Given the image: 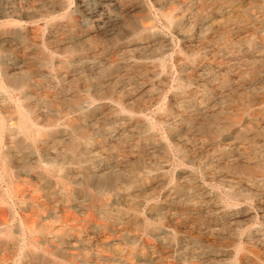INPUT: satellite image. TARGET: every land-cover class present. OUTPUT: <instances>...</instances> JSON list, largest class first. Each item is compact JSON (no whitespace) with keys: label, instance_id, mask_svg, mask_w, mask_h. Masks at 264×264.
Segmentation results:
<instances>
[{"label":"rangeland","instance_id":"374dc122","mask_svg":"<svg viewBox=\"0 0 264 264\" xmlns=\"http://www.w3.org/2000/svg\"><path fill=\"white\" fill-rule=\"evenodd\" d=\"M211 1L0 0V119L14 132L0 131V264H264V88L251 74L258 67L264 76V47L246 45L264 24L242 26L245 12L263 16L264 0ZM242 90L255 97L242 102ZM23 113L33 139L19 130ZM193 115L213 120L211 134ZM87 170L122 177L94 186L81 178ZM126 187L134 201L115 199L111 214H125L111 223L96 204Z\"/></svg>","mask_w":264,"mask_h":264},{"label":"bare ground","instance_id":"6f19581e","mask_svg":"<svg viewBox=\"0 0 264 264\" xmlns=\"http://www.w3.org/2000/svg\"><path fill=\"white\" fill-rule=\"evenodd\" d=\"M210 1V0H209ZM213 1V0H212ZM211 1V2H212ZM256 2H257V0H256ZM214 3V2H213ZM226 3V2H225ZM236 3V2H235ZM258 3V2H257ZM208 4V3H207ZM215 4V3H214ZM234 4V3H233ZM232 4V5H233ZM252 4H253V2H252ZM213 4H211V6H212ZM225 5V4H224ZM223 5V6H224ZM229 5L231 6V3H229ZM250 5H251V3H250ZM210 6V5H209ZM217 6V5H216ZM247 6V5H246ZM218 7V6H217ZM234 7V6H233ZM232 7V8H233ZM261 7V6H260ZM207 8V7H206ZM213 8V7H212ZM219 8V7H218ZM217 8V9H218ZM224 8V7H223ZM239 8V10H242L241 8H240V6L238 7ZM244 8V7H243ZM220 9V8H219ZM222 9V8H221ZM251 9H253L252 8V6H251ZM204 9H202L201 11H203ZM244 10V9H243ZM258 10V9H257ZM263 10H264V8H263ZM229 11V10H228ZM238 11V10H237ZM252 11V10H251ZM254 11V10H253ZM261 11V10H260ZM200 12V11H199ZM225 12V11H224ZM236 11H234V13H235ZM241 12V11H240ZM148 13V12H147ZM227 13V12H226ZM237 13V12H236ZM242 13V12H241ZM244 13V12H243ZM260 13V12H259ZM258 13V15H260ZM195 14H197V13H195ZM253 14V13H252ZM256 14V13H255ZM254 14V15H255ZM236 15V14H235ZM257 15V14H256ZM262 15V14H261ZM194 16V15H193ZM198 16V15H197ZM180 17V16H179ZM202 17V16H201ZM204 17V16H203ZM206 17V16H205ZM235 17V16H234ZM175 18V17H174ZM181 18V17H180ZM200 18V17H199ZM207 18V17H206ZM209 18V17H208ZM177 19V18H176ZM198 19V18H197ZM196 19V20H197ZM203 19V18H202ZM201 19V20H202ZM235 19V18H234ZM238 20H240L239 18H237ZM237 19H235V21L237 20ZM178 20V19H177ZM176 20V21H177ZM184 20V19H183ZM208 20V19H207ZM210 20V19H209ZM242 20L244 21L243 22V24H242V26L244 25V27H257V25L258 24H264V12H263V16H259V17H251L250 16V14L248 13V12H245L243 15H242ZM181 21V20H180ZM212 21V20H211ZM241 22V21H240ZM208 23V22H207ZM207 23H206V25H207ZM211 23H213V22H211ZM222 22H220V24H221ZM236 23H238L237 21H236ZM182 24V23H181ZM180 24V25H181ZM179 25V24H178ZM184 25V24H183ZM236 25V24H235ZM238 25V24H237ZM135 26V25H134ZM137 26V25H136ZM182 26V25H181ZM217 26V25H216ZM230 26V25H229ZM241 26V25H240ZM262 26H264V25H262ZM179 27V26H178ZM183 27V26H182ZM185 27H187L186 25H184V28ZM210 27V26H209ZM228 27V26H227ZM244 27H242V28H244ZM181 28V27H180ZM212 28H214V27H212ZM211 28V29H212ZM218 28V27H217ZM219 28H221V26L219 27ZM223 28V27H222ZM236 28V27H235ZM237 28H239V27H237ZM261 28V27H260ZM133 29V28H132ZM205 29V28H204ZM231 29V28H230ZM245 29V28H244ZM14 30V29H13ZM182 30V29H181ZM186 30V29H185ZM184 30V31H185ZM221 30V29H220ZM224 30H226V29H224ZM243 30V29H242ZM250 30V29H249ZM252 30V29H251ZM188 31V30H187ZM186 31V32H187ZM229 31V30H228ZM245 30H243V32H244ZM262 31V30H261ZM218 32V31H217ZM254 32V31H253ZM189 33H191V31H189ZM188 33V34H189ZM221 33H222V31H221ZM230 33V32H229ZM238 33H239V30H238ZM246 33V32H245ZM250 33H251V31H250ZM263 33H264V31H263ZM262 33V34H263ZM218 34V33H217ZM249 34V33H248ZM257 34V33H256ZM242 35V34H241ZM250 35H252V34H250ZM254 35V34H253ZM252 35V36H253ZM251 37V36H250ZM254 37V36H253ZM257 37V36H256ZM216 38V37H215ZM255 38V37H254ZM210 40V39H209ZM240 40V39H239ZM231 41H233V40H231ZM211 42V41H210ZM234 42V41H233ZM238 42H241V41H238ZM246 42H247V44L246 45H248V47H252L251 48V50H253V49H258V47H264L263 46V44H264V34L263 35H260L259 36V38L256 40V39H252V37L251 38H248L247 40H246ZM232 43V42H231ZM230 43V44H231ZM213 44V43H212ZM215 44V43H214ZM239 44V43H238ZM241 44H243V43H241ZM207 45V44H206ZM209 45V44H208ZM207 45V46H208ZM234 45H235V43H234ZM240 45V44H239ZM239 45H238V47H239ZM209 46H211V43H210V45ZM216 46V45H215ZM224 46H226V45H224ZM233 46V45H232ZM236 46V45H235ZM234 46V47H235ZM213 47V46H212ZM211 47V48H212ZM217 47V46H216ZM231 47V46H230ZM243 47V46H242ZM218 48H219V46H218ZM236 48V47H235ZM234 48V49H235ZM240 48V47H239ZM239 48H237V49H239ZM246 48V47H245ZM244 48V49H245ZM213 49V48H212ZM231 49V48H230ZM242 49V48H241ZM249 49V48H248ZM214 50H215V48H214ZM250 50V49H249ZM216 51V50H215ZM241 51V50H240ZM262 51V50H261ZM260 51V52H261ZM236 52V51H235ZM247 52H248V50H247ZM251 52V51H250ZM238 53V52H237ZM241 53H243L242 51H241ZM214 54V53H213ZM217 54V53H216ZM231 54V53H230ZM232 55H233V53H232ZM231 55V56H232ZM244 55H246V52H245V54ZM249 55V54H248ZM258 55V54H257ZM247 56V55H246ZM262 56V55H261ZM217 57V56H216ZM230 57V56H229ZM245 57V56H244ZM232 58V57H231ZM233 58H235V57H233ZM238 58V57H237ZM253 58V57H252ZM245 59V58H244ZM196 60V59H195ZM216 60H218V59H216ZM233 60H236V59H233ZM257 60V59H256ZM260 60H262V59H260ZM264 60V59H263ZM207 61V60H206ZM205 61V62H206ZM213 61V60H212ZM215 61V60H214ZM193 62V61H192ZM219 62V61H218ZM200 63H201V61H200ZM199 63V64H200ZM206 63H208V62H206ZM216 63V62H215ZM261 63V62H260ZM202 64V63H201ZM219 64V63H218ZM222 64V63H221ZM240 64V63H239ZM143 65V64H142ZM214 65V64H213ZM231 65V64H230ZM263 65V64H262ZM137 66V65H136ZM207 66V65H206ZM215 66H217V64L215 65ZM147 67V66H146ZM209 67V66H208ZM225 67V66H224ZM263 67L264 66H262V70H263ZM134 68H136V67H134ZM140 68V67H139ZM211 68H214V67H211ZM218 68V67H217ZM226 68V67H225ZM138 69V68H137ZM144 69V68H143ZM229 69V68H228ZM210 70V69H209ZM214 70H215V68H214ZM242 70V69H241ZM139 70H137L136 72H138ZM144 71V70H143ZM146 71V70H145ZM243 71H244V69H243ZM3 72V71H2ZM204 72H206V71H204ZM264 72V71H263ZM263 72H262V74H263ZM144 73V72H143ZM148 73H149V71H148ZM217 73H218V71H217ZM216 73V74H217ZM260 73V69L257 67H254L253 69H252V76L253 77H255L256 76V79H259V81L261 80L262 82H263V85H262V87L264 88V76H261V74H259ZM5 74V73H4ZM8 74L9 73H7V75L6 76H8ZM238 74V73H237ZM249 74V73H248ZM14 75V74H13ZM220 75V74H219ZM3 76V75H2ZM103 76V75H102ZM208 76V75H207ZM212 76H214V75H212ZM249 76V75H248ZM251 76V75H250ZM9 77H10V75H9ZM8 77V78H9ZM189 77V76H188ZM221 77V76H220ZM230 77V76H229ZM235 77V76H234ZM245 77V76H244ZM249 78V80L252 82L255 78ZM8 78L6 77V79L8 80ZM102 78V77H101ZM191 78V77H190ZM189 78V79H190ZM194 78V77H193ZM192 78V79H193ZM213 78V77H212ZM217 78V77H216ZM219 78V77H218ZM223 78H225V77H223ZM222 78V79H223ZM231 78V77H230ZM229 78V79H230ZM233 78V77H232ZM5 79V80H6ZM99 79V78H98ZM105 79V78H104ZM186 79V78H185ZM191 79V80H192ZM244 79V78H243ZM6 80V81H7ZM26 80V79H25ZM188 80V79H187ZM200 80V79H199ZM213 80H214V78H213ZM218 80V79H217ZM221 80V79H220ZM224 80V79H223ZM222 80V81H223ZM98 81V80H97ZM201 81V80H200ZM212 81V80H211ZM211 81H208V82H211ZM236 80H234V82H235ZM243 81V80H242ZM241 81V82H242ZM96 82V81H95ZM214 82V81H213ZM221 82V81H220ZM255 82V81H254ZM97 83V82H96ZM104 83V82H103ZM203 83V82H202ZM245 83H247V82H245ZM258 83V82H257ZM16 84H17V82H16ZM99 84H100V82H99ZM102 84V83H101ZM201 84V83H200ZM204 84V83H203ZM202 84V85H203ZM206 84V83H205ZM204 84V85H205ZM223 84V83H222ZM251 84V83H250ZM178 85V84H177ZM232 85V84H231ZM238 85V84H237ZM0 86H1V83H0ZM212 87H214L213 85H211ZM242 86V85H241ZM231 87V86H230ZM229 87V88H230ZM20 88V87H19ZM205 88V87H204ZM235 88V87H234ZM233 88V89H234ZM259 88V87H258ZM227 89V88H226ZM261 89V88H260ZM183 90V89H182ZM181 90V91H182ZM213 90V89H212ZM211 90V91H212ZM236 90V89H235ZM26 91V90H25ZM177 91V90H176ZM220 91V90H219ZM227 91H228V89H227ZM260 91V90H259ZM100 92V91H99ZM208 92V91H207ZM210 92V91H209ZM214 92V91H213ZM213 92H211V93H213ZM218 92V91H217ZM223 92V91H222ZM203 93V92H202ZM224 93V92H223ZM222 93V94H223ZM207 94V93H206ZM215 94V93H214ZM3 95H5V94H3ZM178 95V94H177ZM184 95H186V94H184ZM216 95V94H215ZM183 96V95H182ZM188 96V95H187ZM200 96H201V93H200ZM204 96H206V95H204ZM253 96L255 97V95L253 94V92L252 91H249V90H242V91H240V92H238L237 94H236V97L238 98V99H240L242 102H244V101H250L251 99H253ZM4 97V96H3ZM189 97V96H188ZM193 97V96H192ZM214 97V96H213ZM217 97H219V96H217ZM221 97V96H220ZM219 97V98H220ZM196 98V97H195ZM205 98V97H204ZM219 98H217V99H219ZM222 98V97H221ZM9 99V98H8ZM185 99H187V98H185ZM184 99V100H185ZM193 99V98H192ZM200 99V98H199ZM211 99V98H210ZM80 100V99H79ZM86 100V99H85ZM190 100V99H189ZM208 100V99H207ZM259 100H261V99H259ZM82 101H83V99H82ZM192 101H194V100H192ZM200 101V100H199ZM262 101V100H261ZM76 102V101H75ZM181 102V101H180ZM184 102V101H183ZM84 103V102H83ZM190 103V102H189ZM196 103V102H195ZM77 104H79V103H77ZM110 104V103H109ZM182 104V103H181ZM187 104H188V102H187ZM199 104V103H198ZM215 104V103H214ZM223 104V103H222ZM226 104V103H225ZM80 105V104H79ZM100 105V104H99ZM103 105H105V104H103ZM111 105V104H110ZM209 105V104H208ZM208 105H206V106H208ZM217 105H219V104H217ZM221 105V104H220ZM18 106V105H17ZM82 106V105H81ZM184 106V105H183ZM189 106V105H188ZM192 106V105H191ZM214 106V105H213ZM185 107V106H184ZM190 107V106H189ZM189 107H187V108H189ZM193 107V106H192ZM224 106H222V108H223ZM226 107V106H225ZM224 107V108H225ZM208 108V107H207ZM212 108V107H211ZM95 109V108H94ZM181 109V108H180ZM190 109V108H189ZM196 109V108H195ZM205 109V108H204ZM210 109V108H209ZM220 109V108H219ZM218 109V110H219ZM227 109V108H226ZM84 110V109H83ZM186 110V109H185ZM263 110V109H262ZM18 111H20V110H18ZM22 111V110H21ZM79 111V110H78ZM114 111V110H113ZM182 111H183V109H182ZM181 111V112H182ZM187 111V110H186ZM190 111V110H189ZM211 111V110H210ZM23 112V111H22ZM22 112H20V113H22ZM80 112V111H79ZM78 112V113H79ZM83 112V111H82ZM81 112V113H82ZM197 112H198V110H197ZM202 112H203V110H202ZM215 112V111H214ZM216 112H217V110H216ZM90 113V112H89ZM205 113V112H204ZM209 113V112H208ZM211 113V112H210ZM203 114V113H202ZM77 115H80V114H77ZM82 115V114H81ZM182 115V114H181ZM185 115V114H184ZM183 115V116H184ZM201 115V114H200ZM191 116V115H190ZM197 116V115H196ZM203 116V115H202ZM76 117V116H75ZM80 117V116H79ZM87 117V116H86ZM194 119H192V118H189L193 123H198V124H200L199 125V129H201L203 132H205V133H209V134H211V132H212V122H213V120H205V116L203 117V120H205V121H203L202 122V119H201V117H199V118H197L196 120H195V117H194V115L192 116ZM28 118H29V116H28ZM69 118H71V117H69ZM139 118V117H138ZM179 118V117H178ZM186 118V117H185ZM218 118V117H217ZM72 119V118H71ZM82 119V118H81ZM183 119H184V117H183ZM198 119H201V120H198ZM219 119V118H218ZM217 119V120H218ZM223 119V118H222ZM75 120H76V118H75ZM143 120V119H142ZM81 121V120H80ZM220 121V120H219ZM223 121V120H222ZM221 121V122H222ZM230 121V120H229ZM78 122V121H77ZM177 122V121H176ZM220 122V123H221ZM177 123H179V122H177ZM217 123V122H216ZM222 123H225V122H222ZM83 124V123H82ZM142 124V123H141ZM183 124V123H182ZM249 124V123H248ZM8 125V124H7ZM73 125H75V124H73ZM80 125V124H79ZM174 125V124H173ZM177 126H178V124H176ZM188 125V124H187ZM192 125V124H191ZM218 125V124H217ZM216 125V126H217ZM232 125H234V124H232ZM19 126V130H21V131H23L24 132V134L28 137V138H34V136H33V133L31 132V126L28 124V120H27V118H25V114L23 113V115H22V120H21V123H20V125H18ZM81 126H84V124L83 125H81ZM175 126V125H174ZM173 126V127H174ZM177 126H176V128H177ZM184 126H186V125H184ZM251 126V125H250ZM253 126V125H252ZM251 126V127H252ZM142 127V126H141ZM189 127H190V125L188 126V129L187 130H189ZM192 127V126H191ZM190 127V128H191ZM219 127V126H218ZM242 127V126H241ZM257 127H259V126H257ZM263 127V126H262ZM11 128V127H10ZM10 128H8V127H5V124H4V122H2L1 121V119H0V131H4V130H8L9 132L11 131L10 130ZM187 128V127H186ZM36 129V128H35ZM171 130H172V128H170ZM175 129V128H174ZM233 129H235V128H233ZM245 129V128H244ZM255 129V128H254ZM59 130V129H58ZM176 130V129H175ZM197 130V129H196ZM240 130V129H239ZM238 130V131H239ZM251 130V129H250ZM53 131H55V130H53ZM64 131H66V129L64 130ZM186 131V130H185ZM232 131V130H231ZM18 132V131H17ZM17 132H15V133H17ZM61 132V131H60ZM63 132V131H62ZM61 132V133H62ZM188 132V131H187ZM193 132H194V130H193ZM8 133V132H7ZM11 134H13L12 132H10ZM36 134H37V132H35ZM56 133V132H55ZM65 133V132H64ZM234 133V132H233ZM248 133V132H247ZM251 133H253V130H252V132ZM18 134V133H17ZM41 134V133H40ZM39 134V135H40ZM80 137H85V138H87L88 136L86 135V133L84 132V131H79L78 133H77ZM180 134V133H179ZM179 134H178V136H179ZM182 134V133H181ZM180 134V135H181ZM215 134V133H214ZM250 134V133H249ZM44 135V134H43ZM43 135H42V137H43ZM53 135V134H52ZM149 135V134H148ZM151 135V134H150ZM171 135H173L172 133H171ZM175 135H176V133H175ZM225 135V134H224ZM256 135V134H255ZM13 136V135H12ZM63 136H64V134H63ZM62 136V137H63ZM94 136V135H93ZM178 136L176 137V138H178ZM228 136H230V134L228 135ZM228 136H226V137H228ZM239 136L243 139H245V138H247V134L245 133V130H243V131H239ZM6 137H8V136H6ZM9 137H11V136H9ZM14 137H15V135H14ZM13 137V138H14ZM55 137V136H54ZM153 137H154V135H153ZM197 137V136H196ZM200 137V136H199ZM231 137V136H230ZM5 138V137H4ZM12 138V139H13ZM66 138V137H65ZM92 138V137H91ZM104 138V137H103ZM107 138V137H106ZM105 138V139H106ZM201 138V137H200ZM204 138V137H203ZM202 138V139H203ZM214 139H215V137H213ZM224 138V137H223ZM229 138V137H228ZM237 138V137H236ZM259 138V137H258ZM61 139V138H60ZM88 140H89V138H87ZM95 139V138H94ZM93 139V140H94ZM97 139V138H96ZM221 139V138H220ZM234 139V138H233ZM225 140V139H224ZM90 141V140H89ZM95 141V140H94ZM97 141V140H96ZM95 141V142H96ZM236 141V140H235ZM234 141V142H235ZM242 141H244V140H242ZM9 142V141H8ZM100 142V141H99ZM98 142V143H99ZM141 142V141H140ZM150 142H151V140H150ZM157 142V141H156ZM156 142H155V144H156ZM204 142V141H203ZM205 142H206V140H205ZM211 142H213V141H211ZM230 142V141H229ZM237 142V141H236ZM10 143V142H9ZM13 143V142H12ZM11 143V146L14 144H12ZM143 143V142H142ZM159 143V142H158ZM157 143V144H158ZM240 143V142H239ZM238 143V145H240ZM244 144H245V142H243ZM3 144V143H2ZM76 144H77V142H76ZM87 144V143H86ZM85 144V145H86ZM95 144V143H94ZM100 144V143H99ZM150 144V143H149ZM203 144V143H202ZM210 144V143H209ZM227 144V143H226ZM232 144V143H231ZM247 144V143H246ZM245 144V145H246ZM1 145V144H0ZM16 145V144H15ZM19 145V144H18ZM59 145V144H58ZM57 145V146H58ZM102 145V144H101ZM100 145V146H101ZM171 145V144H170ZM62 146V145H61ZM60 146V147H61ZM74 146H75V144H74ZM142 146V145H141ZM205 146V145H204ZM203 146V147H204ZM220 146H221V144H220ZM241 146V145H240ZM243 146V145H242ZM9 148H10V145L8 146ZM91 147V146H90ZM137 147V146H136ZM223 147V146H222ZM8 148V149H9ZM19 148H20V146H19ZM54 148V147H53ZM56 148V147H55ZM73 148V147H72ZM172 148V147H171ZM243 148H245V147H243ZM242 148V149H243ZM248 151L250 152L249 154H253V155H256V154H258V149H257V145H256V142L253 140V139H251L250 141H248ZM258 148H259V145H258ZM23 149V148H22ZM80 149V148H79ZM94 149V148H93ZM204 149V148H203ZM233 149V148H232ZM231 149V150H232ZM240 149V148H239ZM238 149V150H239ZM61 150V149H60ZM69 150H70V148H69ZM120 150V149H119ZM122 150V149H121ZM234 150V149H233ZM62 151V150H61ZM71 151H72V149H71ZM74 151V150H73ZM92 151V150H91ZM136 151V150H135ZM192 151V150H191ZM218 151V150H217ZM223 151V150H222ZM221 151V152H222ZM224 151H227V150H224ZM230 151V150H229ZM237 150H235V152H236ZM244 151V150H243ZM22 152H24V151H22ZM29 152V150L27 151V153ZM63 152H64V149H63ZM75 152V151H74ZM116 152V151H115ZM123 152H125V151H123ZM128 152V151H127ZM132 152V151H131ZM215 152V151H214ZM232 152V151H231ZM235 152H233V153H235ZM11 153V152H10ZM92 153H93V151H92ZM110 153V152H109ZM117 153V152H116ZM119 153V152H118ZM128 153H130V152H128ZM192 153V152H191ZM219 153V152H218ZM228 153V152H227ZM61 154H63V153H61ZM108 154V153H107ZM114 154V153H113ZM139 154V153H138ZM197 154V153H196ZM238 154V153H237ZM72 155H73V153H72ZM77 155V154H76ZM75 155V156H76ZM117 155V154H116ZM119 155V154H118ZM127 155V154H126ZM137 155V154H136ZM189 155V154H188ZM226 155V154H225ZM231 155H232V153H231ZM10 156H12V155H10ZM59 156V155H58ZM70 156V155H69ZM107 156H109V154L107 155ZM106 156V157H107ZM123 156V155H122ZM124 156H125V154H124ZM124 156H123V158H124ZM131 156V155H130ZM211 156V155H210ZM138 157V156H137ZM226 157V156H225ZM62 158V157H61ZM111 158H114V157H112V155H111ZM118 158V157H117ZM126 158V157H125ZM211 158V157H210ZM219 158V157H218ZM228 158V157H227ZM60 159V158H59ZM63 159V158H62ZM78 159V158H77ZM98 159V158H97ZM106 159V158H105ZM107 159H108V157H107ZM110 159V158H109ZM119 159V158H118ZM211 159H215V158H211ZM222 159V158H221ZM229 159V158H228ZM231 159V158H230ZM233 159V158H232ZM249 159V158H248ZM258 159V158H257ZM259 159H261V158H259ZM3 160V159H2ZM53 160V159H52ZM54 160H55V158H54ZM53 160V161H54ZM68 160H70V159H68ZM99 160H101V159H99ZM98 160V161H99ZM103 160V159H102ZM114 160V159H113ZM242 160V159H241ZM252 160H253V158H252ZM4 161V160H3ZM105 161V160H104ZM109 161V160H108ZM112 161V160H111ZM120 161V160H119ZM123 161V160H122ZM121 161V162H122ZM127 161H128V158H127ZM214 161V160H213ZM224 161V160H223ZM229 161V160H228ZM231 161V160H230ZM243 161V160H242ZM249 160H247V162H248ZM251 161V160H250ZM249 161V162H250ZM259 161H261V160H259ZM27 162V161H26ZM31 162V161H30ZM94 162V161H93ZM93 162H91L90 163V166H92L91 164H93ZM113 162V161H112ZM220 162H222V161H220ZM241 162V161H240ZM32 163V162H31ZM97 163H99V162H97ZM131 163V162H130ZM132 166H133V168H136L137 166H138V164H139V158H137L136 159V161H132ZM219 163V162H218ZM33 164V163H32ZM114 164V163H113ZM233 164V163H232ZM231 164V165H232ZM101 165V164H100ZM104 165V164H103ZM107 165V164H106ZM118 165H120V164H118ZM36 166H37V164H36ZM113 166H115V165H113ZM206 166V165H205ZM258 166L259 167H261L262 169H264V160L263 161H261V162H258ZM5 167V166H4ZM26 167V166H25ZM87 166H85V168H86ZM100 167V166H99ZM107 167V166H106ZM105 167V168H106ZM116 167H117V165H116ZM131 167V166H130ZM204 167V166H203ZM3 168V167H2ZM6 168V167H5ZM9 168V167H8ZM126 168H128V167H126ZM199 168V167H198ZM56 169V168H55ZM61 169V168H60ZM68 169V168H67ZM74 169H76V168H74ZM77 169H79L80 170V168H77ZM83 169V168H82ZM88 169H89V167H88ZM91 169V168H90ZM108 169H109V167H108ZM6 170V169H5ZM44 170V169H43ZM62 170V169H61ZM92 170V169H91ZM104 170V169H103ZM114 170V169H113ZM124 170V169H123ZM133 170V169H132ZM48 171V170H47ZM56 171V170H55ZM77 171V170H76ZM94 171V170H93ZM98 171V170H97ZM57 172V171H56ZM59 172V171H58ZM63 172V171H62ZM96 172V171H95ZM93 173V172H91V171H88L87 170V172H85L84 171V173L82 174V179H83V182L84 183H86V184H93V183H95V184H97L98 186H103V185H110V186H112V187H116L117 186V181L122 177V175L120 174V173H118V172H112V170L109 172V173H100V174H96V173ZM132 172V171H131ZM37 173V172H36ZM59 173H61V172H59ZM136 173V172H135ZM186 173V172H185ZM9 174H11L10 172H9ZM81 174V173H80ZM125 174V173H124ZM192 174V173H191ZM233 174V173H232ZM38 175L40 176L41 174H39L38 173ZM128 175V174H127ZM162 175V174H161ZM193 175V174H192ZM191 175V176H192ZM195 175V174H194ZM234 175V174H233ZM156 176V175H155ZM241 176V175H240ZM249 177H250V175H248ZM248 176H246V178L248 177ZM3 177V176H2ZM187 177H189V176H187ZM237 177H238V175H237ZM243 177V176H242ZM242 177H241V179H242ZM252 177V176H251ZM250 177V178H251ZM6 178H8V177H6ZM142 178V177H141ZM244 178V177H243ZM262 178V177H261ZM9 179V178H8ZM7 179V180H8ZM144 179H145V177H144ZM195 179V178H194ZM232 179V178H231ZM234 180H236L235 178H233ZM232 179V180H233ZM240 179V177L238 178V180ZM260 179V178H259ZM141 180V179H140ZM187 180H189V178L187 179ZM191 180V179H190ZM189 180V181H190ZM196 180V179H195ZM231 180V181H232ZM246 180V179H245ZM255 180H256V178H255ZM1 181V180H0ZM66 181V180H65ZM138 181V180H137ZM136 181V182H137ZM144 181V180H143ZM146 181V180H145ZM240 181V180H239ZM244 181V180H243ZM261 181H264V179L263 180H261ZM136 182H135V184H136ZM140 182V181H139ZM187 182V181H186ZM195 182V181H194ZM234 182V181H233ZM238 182V181H237ZM241 182H242V180H241ZM248 182H250V181H248ZM9 183H10V181H9ZM60 184H61V186H62V188L64 189V191H66V193H67V191L68 190H66V186H65V184L63 183V182H59ZM66 183H68V182H66ZM120 183V182H119ZM252 183H254V182H252ZM95 184H93L94 186H95ZM142 184V183H141ZM190 184V183H189ZM192 184H194V183H192ZM191 184V185H192ZM256 184V183H255ZM124 186H127V185H125V184H123ZM178 185V184H177ZM241 185H242V183H241ZM245 185V184H244ZM251 185V184H250ZM249 185V186H250ZM253 185V184H252ZM10 186H11V184H10ZM55 186H56V183H55ZM80 186V185H79ZM190 186V185H189ZM234 186V185H233ZM68 187H69V184H68ZM129 187V186H128ZM183 187V186H182ZM246 187V186H245ZM255 187V186H254ZM49 188V187H48ZM54 188V187H53ZM84 188V187H83ZM117 188H120V187H117ZM69 189H70V187H69ZM179 189V188H178ZM184 189V188H183ZM185 189H186V187H185ZM247 189V188H246ZM255 189V188H254ZM263 189V188H262ZM71 190V189H70ZM191 190V189H190ZM195 190V189H194ZM257 190V189H256ZM264 190V189H263ZM262 190V191H263ZM64 191L62 192V193H64ZM78 191V190H77ZM243 191V190H242ZM247 191V190H246ZM258 191H260V190H257V191H255V193L256 192H258ZM262 191H260L261 193H262ZM114 192V191H113ZM195 192V191H194ZM194 192H193V194H194ZM49 193H50V190H49ZM53 193V192H52ZM69 193V192H68ZM71 193V195H72V197H73V192L71 191L70 192ZM82 193L84 194V195H90V193H89V191H88V189H82ZM185 193H186V191H185ZM197 193V192H196ZM245 193H247V192H245ZM253 193V192H252ZM51 194V193H50ZM78 194V193H77ZM80 194V193H79ZM113 194V193H112ZM4 195V194H3ZM95 195H97V194H95ZM107 195V194H106ZM184 195V194H183ZM192 195V194H191ZM197 195V194H196ZM244 195V194H243ZM251 195V194H250ZM75 196V195H74ZM103 196V195H102ZM108 196V195H107ZM110 196V195H109ZM108 196V197H109ZM119 196H121V197H126V198H128V199H126V200H129L130 202L132 201V203H133V201H134V199H133V197H132V190H130V189H128L127 187L126 188H122L121 190H118L117 191V193L115 194V196H114V198L113 199H111V200H106V201H102V202H98V204H96V206H99L100 207V210H101V212H102V214L104 215V216H106V217H108V218H110V220H111V223H112V221H115V220H118V219H123V215L125 214V212H124V210H117L115 213H113V214H111V212H110V208H111V206H112V203L114 202V200L115 199H117ZM182 196V195H181ZM185 196V195H184ZM183 196V197H184ZM193 196V195H192ZM239 196V195H238ZM246 196H247V194H246ZM248 196H249V194H248ZM78 197V196H77ZM183 197H181V198H183ZM53 198V197H52ZM51 198V199H52ZM82 198V197H81ZM95 198V197H94ZM105 198V197H104ZM112 198V197H111ZM193 198V197H192ZM54 199V198H53ZM69 199H71V198H69ZM76 198L74 197V199L73 200H75ZM185 199V198H184ZM191 199V198H190ZM124 200V199H123ZM181 200V199H180ZM186 201V200H185ZM189 201V200H188ZM191 201V200H190ZM234 201V200H233ZM4 202V201H3ZM62 202H63V200H62ZM72 202V201H71ZM179 202V201H178ZM196 202V201H195ZM66 203V202H65ZM185 203H187V202H185ZM193 203V202H192ZM81 204V203H80ZM134 204H136V203H134ZM190 204V203H189ZM194 204V203H193ZM68 205V204H67ZM75 205V204H74ZM78 205V204H77ZM122 205V204H121ZM196 205V204H195ZM82 206V205H81ZM114 206V205H113ZM133 206V212L131 213V214H129V216L127 217L130 221L131 220H136V219H134V218H136V212L134 211L135 209H136V207H135V205H132ZM190 206V205H189ZM115 207V206H114ZM194 207V206H193ZM200 207V206H199ZM198 207V208H199ZM8 208H9V206H8ZM95 209V208H94ZM196 209V208H195ZM10 210V209H9ZM186 210V209H185ZM9 212V211H8ZM199 212V211H198ZM186 213H188V212H186ZM185 213V214H186ZM190 213V212H189ZM102 214H101V217H102ZM127 214V213H126ZM200 214V213H199ZM97 215V214H96ZM201 215V214H200ZM194 216V215H193ZM198 216V218H200L199 217V215H197ZM96 217V216H95ZM138 217V216H137ZM97 218V217H96ZM126 218V219H127ZM87 219V218H86ZM85 219V220H86ZM127 219V220H128ZM141 219V218H140ZM140 219H139V221H140ZM189 219H190V217H189ZM202 219V218H201ZM200 219V220H201ZM88 220V219H87ZM94 220V219H93ZM196 220V219H195ZM130 221H127L126 223H131ZM148 221V220H147ZM93 222V221H92ZM195 222V221H194ZM116 223V222H115ZM122 223V222H121ZM139 223H141V222H139ZM192 223V222H191ZM97 224V223H96ZM101 224V223H100ZM107 225H109L108 223H106ZM117 224H118V222H117ZM134 224V223H133ZM136 224H137V221H136ZM135 224V225H136ZM203 224V223H202ZM55 225V224H54ZM93 225H94V223H93ZM135 225H133V226H135ZM222 225H224V223L222 224ZM59 226H61V225H59ZM114 226V225H113ZM139 226V225H138ZM204 226V225H203ZM225 226V225H224ZM96 227L98 228V226L96 225ZM151 229H154V230H157L158 228H157V225L155 226H153V225H150L149 226ZM148 227V228H149ZM221 228H222V226H220ZM96 228V229H97ZM106 228V227H105ZM3 229H5V228H3ZM61 229V228H60ZM99 229V228H98ZM19 230V229H18ZM69 230H71V229H69ZM91 230V229H90ZM95 230V229H94ZM220 230V229H219ZM222 230V229H221ZM2 231H4V230H2ZM6 231H7V229H6ZM77 231V230H76ZM96 231V230H95ZM128 231V230H127ZM137 231H138V229H137ZM1 232V231H0ZM98 232V231H97ZM125 232V231H124ZM152 232V231H151ZM159 232V231H158ZM224 232V231H223ZM73 233V232H72ZM10 234V233H9ZM8 234V235H9ZM44 234V233H43ZM46 234V233H45ZM69 234V233H68ZM95 234V233H94ZM124 234V233H123ZM153 234H154V232H153ZM156 234V233H155ZM220 234V233H219ZM7 235V236H8ZM14 235V234H13ZM81 235V234H80ZM130 235H131V233H130ZM130 235H129V233H128V235H125V237L126 238H129L130 239ZM15 236V235H14ZM17 236V235H16ZM63 236V235H62ZM69 236V235H68ZM73 236V235H72ZM158 236V235H157ZM11 237V236H10ZM9 237V238H10ZM25 237V236H24ZM45 237V236H44ZM76 237V236H75ZM84 237V236H83ZM86 237V236H85ZM132 237V236H131ZM160 237V236H159ZM64 238V237H63ZM73 238V237H72ZM133 238V237H132ZM58 239H60V237H58ZM80 239V238H79ZM86 240H87V238H85ZM94 239V238H93ZM93 239H91V240H93ZM164 239V238H163ZM18 240V239H17ZM63 240V239H62ZM68 240V239H67ZM73 240V239H72ZM84 240V239H83ZM131 240V239H130ZM133 240V239H132ZM132 240H131V242H132ZM161 240H162V238H161ZM167 240V239H166ZM171 240V239H170ZM58 241V240H57ZM80 241V240H79ZM163 241H165V239L163 240ZM2 242V241H1ZM4 242V241H3ZM2 242V243H3ZM65 242H66V240H65ZM72 242V241H71ZM166 242V241H165ZM12 243V242H11ZM60 243V242H59ZM58 243V244H59ZM70 243V242H69ZM75 243V242H74ZM109 243V242H108ZM162 243V242H161ZM4 244H5V242H4ZM66 244V243H65ZM72 244V243H71ZM88 244V243H87ZM107 244V243H106ZM168 244V243H167ZM67 245V244H66ZM77 245V244H76ZM145 245V244H144ZM24 246V245H23ZM68 247V246H67ZM77 247V246H76ZM136 247H138V246H136ZM18 248V247H17ZM58 248V247H57ZM62 248V247H61ZM63 248H64V246H63ZM66 248V247H65ZM92 248V247H91ZM69 249V248H68ZM136 249H138V248H136ZM140 249V248H139ZM142 249V248H141ZM147 249V248H146ZM25 250V249H24ZM64 250V249H63ZM116 250V249H115ZM133 250V249H132ZM211 250V249H210ZM209 250V251H210ZM46 251V250H45ZM91 251V250H90ZM134 251V250H133ZM142 251V250H141ZM208 251V250H207ZM30 252V251H29ZM63 252V251H62ZM96 252H99V251H96ZM124 252V251H123ZM129 252H130V250H129ZM204 252V251H203ZM210 252H212V251H210ZM117 253H118V251H117ZM137 253H138V250H137ZM143 253V252H142ZM145 253V252H144ZM148 253V252H147ZM209 253V252H208ZM215 253V252H214ZM132 254V253H131ZM47 255V254H46ZM97 256H100V257H102V254H96ZM126 255V254H125ZM134 255V254H133ZM138 255V254H137ZM148 255V254H147ZM26 256V255H25ZM34 256V255H33ZM32 256V257H33ZM36 256H37V254H36ZM40 256V255H39ZM38 256V257H39ZM44 256H45V254H44ZM48 256V255H47ZM90 256V255H89ZM89 256H85V258L88 260L89 258ZM92 256V255H91ZM109 256V255H108ZM114 256V255H113ZM117 256H118V254H117ZM42 257V255L40 256V258ZM95 257V256H94ZM106 257V256H105ZM144 257V256H143ZM37 258V257H36ZM83 258V257H82ZM104 258V257H103ZM114 258V257H113ZM136 258V257H135ZM155 258V257H154ZM42 259V258H41ZM44 259V258H43ZM51 259V258H50ZM49 259V260H50ZM85 259V260H86ZM100 259V258H99ZM137 259V258H136ZM52 260V259H51ZM98 260V259H97ZM111 260H113V259H111ZM122 260V259H121ZM129 260V259H128ZM128 260H126V262H129ZM144 260V259H143ZM44 261H45V259H44ZM58 261V260H57ZM62 261H64V260H62ZM88 261H90V260H88ZM87 261V262H88ZM116 261V260H115ZM139 261V260H138ZM137 261V262H138ZM155 261H157V260H155ZM47 262H49V261H47ZM51 262H53V260L51 261ZM92 262V261H91ZM94 262H95V260H94ZM102 262V261H101ZM158 262V261H157ZM50 263V262H49ZM59 263V262H58ZM90 263V262H89ZM96 263V262H95ZM118 263V262H117ZM122 263V262H121ZM153 263H155V262H153ZM52 264V263H51ZM92 264H93V262H92ZM134 264V263H133ZM231 264V263H230Z\"/></svg>","mask_w":264,"mask_h":264}]
</instances>
